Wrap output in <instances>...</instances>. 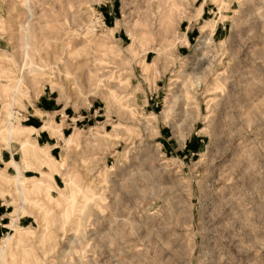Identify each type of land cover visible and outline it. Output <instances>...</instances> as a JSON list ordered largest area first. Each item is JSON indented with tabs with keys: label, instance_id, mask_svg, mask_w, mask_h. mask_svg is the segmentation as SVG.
<instances>
[{
	"label": "rangeland",
	"instance_id": "1",
	"mask_svg": "<svg viewBox=\"0 0 264 264\" xmlns=\"http://www.w3.org/2000/svg\"><path fill=\"white\" fill-rule=\"evenodd\" d=\"M4 149L0 264H264V0H0Z\"/></svg>",
	"mask_w": 264,
	"mask_h": 264
},
{
	"label": "crops",
	"instance_id": "2",
	"mask_svg": "<svg viewBox=\"0 0 264 264\" xmlns=\"http://www.w3.org/2000/svg\"><path fill=\"white\" fill-rule=\"evenodd\" d=\"M44 125H42V127H43ZM42 127H41V129H42ZM24 129H26V130H28V131H30V134H32L33 132H35L36 131V129H34V128H32V127H23ZM42 130H44V129H42ZM37 136H35V139H33V141H34V144L36 145V148L39 150V153L40 152H46V153H48L49 155H50V153H49V149H50V147L49 146H51V151H52V149L55 147V143L53 142V140L52 139H54L53 138V136H51L50 134H44L43 135V133L42 132H39V133H37L36 134ZM44 143L43 144V146H45V147H41V146H39L38 144H40V143ZM38 143V144H37ZM46 145H49V146H46ZM5 151H0V163H5V162H9V161H11L12 159V161H14L15 162V160H14V155H15V153H13L12 152V150L10 149H4ZM51 156V155H50ZM52 157V156H51ZM11 161V162H12ZM10 162V163H11ZM1 205H2V203H1ZM6 215H0V224H3V223H1V221L3 220V218L5 217Z\"/></svg>",
	"mask_w": 264,
	"mask_h": 264
},
{
	"label": "bare ground",
	"instance_id": "3",
	"mask_svg": "<svg viewBox=\"0 0 264 264\" xmlns=\"http://www.w3.org/2000/svg\"><path fill=\"white\" fill-rule=\"evenodd\" d=\"M29 2V0H28ZM27 9H28V12L29 14L32 16V12H31V9L29 7V3H27ZM27 25H30V22H27ZM26 25V26H27ZM131 37H132V40L133 42H138V38L137 37H133L132 34H130ZM206 35V36H205ZM202 36H204L205 39H207V37L209 36L208 34V30L207 29H203L202 30ZM137 40V41H136ZM150 47V46H149ZM149 49V48H148ZM152 49V48H151ZM18 88V87H17ZM17 91V90H16ZM47 129H49L50 127H46ZM13 135H15V131L12 129V127H8L7 130H6V137L8 139H11L13 137ZM10 142V141H9ZM14 167H16V170H17V175H16V180H17V185H18V188H19V191L22 192L21 190V186L20 185V179H21V175H20V171H19V168H18V165L16 163H14ZM21 201L24 203L25 202V199L23 196H21Z\"/></svg>",
	"mask_w": 264,
	"mask_h": 264
}]
</instances>
